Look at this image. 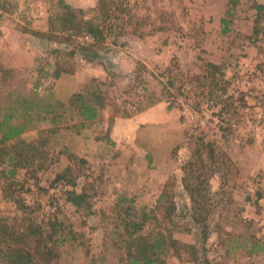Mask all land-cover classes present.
Listing matches in <instances>:
<instances>
[{
    "label": "rangeland",
    "instance_id": "rangeland-1",
    "mask_svg": "<svg viewBox=\"0 0 264 264\" xmlns=\"http://www.w3.org/2000/svg\"><path fill=\"white\" fill-rule=\"evenodd\" d=\"M96 1L0 0V122L28 145L12 177L0 152V223L57 220L75 239L52 264H125L116 226L144 215L137 234L194 249L165 264H264V0H120L131 22L103 41L59 32L63 5Z\"/></svg>",
    "mask_w": 264,
    "mask_h": 264
},
{
    "label": "trees",
    "instance_id": "trees-1",
    "mask_svg": "<svg viewBox=\"0 0 264 264\" xmlns=\"http://www.w3.org/2000/svg\"><path fill=\"white\" fill-rule=\"evenodd\" d=\"M125 9L124 3L120 2V0H97L93 19H86L81 10H72L67 5H63L61 11L55 15V18L60 33L67 35L85 32L97 43L103 41L109 33L111 34L114 24H112V27H109L108 24L113 19L123 26L131 22V19L127 20L125 18ZM255 10L259 15L264 12V5H256ZM222 23L226 24L227 22L222 20ZM207 66L214 70L217 69V66L213 64H208ZM77 102H79L77 107L79 113L85 119L93 120L97 109L94 105H100L97 102L94 104V97L84 101L80 94H75L71 103L75 106ZM7 120V118H4L0 122L1 143L15 139L22 132L21 127L13 126ZM27 148L28 145L20 140L12 142L5 148H0V152L4 156L9 153L7 160L13 166V169L8 172L10 177L15 175V169L28 165V158L22 155ZM205 148H209V151L212 152L211 144L205 145ZM185 188L194 202V222L203 223L204 220L199 222L201 220L199 213L204 211L203 209L205 208L204 200L200 198V187L185 186ZM79 201V197H74L70 200V203L77 206ZM159 209L160 206H158ZM153 219L155 222V218ZM146 220H148L147 215H144L139 224L127 222L123 223L122 226H116V229L121 227L124 231L123 234L116 235L117 239L115 241L122 245L121 248L124 252L123 262L125 264H165V257L170 251H175L176 255H178V251L180 252L181 250H194L192 246L182 244L175 239L172 236V230H169L167 234L163 232L149 233L145 236L137 234L138 229L144 225ZM47 225V230H44L32 220L25 218H21L20 224L15 229L13 226H8L5 222L0 223V259L4 261L1 264H52L59 257L61 245L65 241L75 238L65 234L61 224H58L55 219L50 220ZM192 252L194 254L191 253V255H197L196 252Z\"/></svg>",
    "mask_w": 264,
    "mask_h": 264
},
{
    "label": "crops",
    "instance_id": "crops-1",
    "mask_svg": "<svg viewBox=\"0 0 264 264\" xmlns=\"http://www.w3.org/2000/svg\"><path fill=\"white\" fill-rule=\"evenodd\" d=\"M74 93V92H73ZM99 111V110H98ZM98 114H99V112L97 113V114H95V117H94V122L96 123V124H98V122H99V119H100V117H98ZM22 132H23V130H22ZM20 133V135H18L17 137H16V140H24L23 138H22V135H23V133ZM20 138V139H19ZM15 140V139H14ZM95 144H100V141H98V140H94V145ZM11 169H13V166H11L10 168H9V171L11 170ZM18 169H23V168H18ZM8 171V172H9ZM15 173H17V170L15 169V171H14ZM1 192V191H0ZM2 198V197H1Z\"/></svg>",
    "mask_w": 264,
    "mask_h": 264
},
{
    "label": "built area",
    "instance_id": "built-area-1",
    "mask_svg": "<svg viewBox=\"0 0 264 264\" xmlns=\"http://www.w3.org/2000/svg\"><path fill=\"white\" fill-rule=\"evenodd\" d=\"M86 39H87V40H89V39L91 40V38H89V37H86Z\"/></svg>",
    "mask_w": 264,
    "mask_h": 264
}]
</instances>
